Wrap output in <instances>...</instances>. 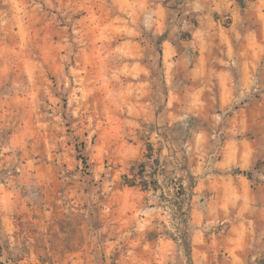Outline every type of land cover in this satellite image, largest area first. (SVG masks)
I'll use <instances>...</instances> for the list:
<instances>
[{"label": "clouds", "instance_id": "obj_1", "mask_svg": "<svg viewBox=\"0 0 264 264\" xmlns=\"http://www.w3.org/2000/svg\"><path fill=\"white\" fill-rule=\"evenodd\" d=\"M0 264H264V0H0Z\"/></svg>", "mask_w": 264, "mask_h": 264}]
</instances>
